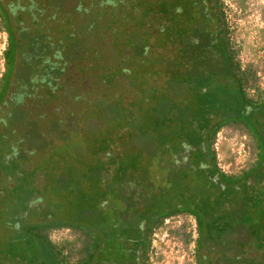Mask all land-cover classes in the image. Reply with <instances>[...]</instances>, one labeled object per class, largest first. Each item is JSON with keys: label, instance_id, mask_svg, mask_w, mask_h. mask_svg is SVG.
I'll return each instance as SVG.
<instances>
[{"label": "rangeland", "instance_id": "374dc122", "mask_svg": "<svg viewBox=\"0 0 264 264\" xmlns=\"http://www.w3.org/2000/svg\"><path fill=\"white\" fill-rule=\"evenodd\" d=\"M222 2L236 57L262 91L264 0ZM18 3L0 90V264H103L99 214L138 216L173 191L178 165L202 171L224 68L172 0ZM7 42L0 22V80ZM246 113L210 144L218 169L242 177L218 217L228 233L205 230L197 243L194 217L173 214L153 231L147 264L264 262V109Z\"/></svg>", "mask_w": 264, "mask_h": 264}, {"label": "trees", "instance_id": "16d2710c", "mask_svg": "<svg viewBox=\"0 0 264 264\" xmlns=\"http://www.w3.org/2000/svg\"><path fill=\"white\" fill-rule=\"evenodd\" d=\"M202 1H205L208 6L207 8L209 10L211 22L210 33L213 34L215 38L214 47L216 52L224 61L225 75L219 91L216 92L218 103L221 104L217 105L220 108L218 109L216 116L214 115L211 119L209 127L204 128V132H207L206 145L210 151V144L213 143L216 133L223 126L232 124V121H234V124L242 123L240 120L246 116L247 108H250V111L253 112H261L264 109V89L260 91L259 87L249 84V81L253 78V74L249 68L242 69L240 62L236 57V50L231 43L230 30L226 23L222 0ZM4 55L7 62H10L12 50H5ZM3 89L4 88H0V90ZM249 90H253L254 94H249ZM210 152L211 157L215 159L214 152L212 150ZM242 171L246 170L243 169L241 172ZM219 174L220 177L218 180L223 184V188H221V186L216 187L218 201H212V198L214 197L211 194L214 185L218 184L212 183L213 180L210 178L211 174L210 172H207V177L204 179L207 184L205 183L204 188L208 191L207 194L201 197V200L203 199L201 203L199 202L200 197L196 196L197 198L195 197L196 199L194 203L186 205L184 204V196L186 195L185 188L181 190L180 186L176 187L174 193L170 188L167 189L166 187L165 189L164 187V191H167V198L164 196V201H162L161 198H155L146 206V209L143 208V212L140 213L142 215L137 217V220L140 221V223H137V226L134 224L136 227L132 226L133 224L129 223L126 219H123V216L126 218V213L120 214L119 210H115L108 214H99L97 219L93 222L94 231L92 234L96 238L95 249L101 255V262L105 258H109V256H111V259H113L112 262L115 264L121 263L123 260L126 261V253L128 250L131 251L133 249L141 252V264L144 261H147V252L153 231L162 225L167 217L184 210L185 212L194 214L197 218V226L200 231L197 243L200 238L203 241V234L201 232L203 231L204 233L205 230L207 233L210 232L209 234L211 235L216 231L223 237L224 234H227L228 232L224 231V228H222L221 231L218 228L220 227L218 226L219 221H221L219 216L224 215L226 211L223 209L227 206L228 202L233 199V193L237 190L232 183L242 177L241 173L227 174L220 172ZM228 189L230 191L229 193H227ZM101 203L102 202L100 201L99 206ZM142 222H144V229H141L140 227ZM103 254H105V256ZM256 264H264V262L257 260Z\"/></svg>", "mask_w": 264, "mask_h": 264}, {"label": "flooded vegetation", "instance_id": "af4514ba", "mask_svg": "<svg viewBox=\"0 0 264 264\" xmlns=\"http://www.w3.org/2000/svg\"><path fill=\"white\" fill-rule=\"evenodd\" d=\"M16 1V5L15 7L12 9V11H10L11 9L8 8V5L5 4L4 0H0V22L1 24L4 26V29L7 33V47L5 48V50L7 49H11L13 52V48L15 46V42L17 40L16 37V32L13 29V26H16L14 24L15 20V13H17L19 11V6L20 3H18V0ZM174 2H176L175 5V9L177 7V13L183 18V25L186 26L188 24V21H192V25L191 27L194 28V33H196V38L198 41V44H200L199 46L203 49V51H206L204 48L206 49H210L209 51H211V53L217 54L216 49L214 47V43H215V38L214 35L210 33L211 30V22H210V16H209V10H208V6L207 3L205 1L202 0H172ZM196 16V18H195ZM209 36H210V40H209ZM208 38V40L210 41V45H208V47L203 46L202 40ZM19 41V39H18ZM18 46V44H17ZM4 50V51H5ZM13 53H12V57H13ZM208 55V54H207ZM206 55V57H207ZM220 56V55H219ZM14 60L10 59V62H12ZM220 61L222 64L221 68H224V61L220 56ZM5 62H6V71L5 74L3 76V78L0 80V88H4L5 86V80L9 79L7 72L8 69L7 67L9 66V61L7 62L6 58H5ZM227 82V81H226ZM207 141V140H206ZM202 158H203V167H202V171H200L197 167L196 169H192L191 167H182L183 165L180 164L178 166H180L178 169H176V174L171 177L172 178V184H173V192L175 193L176 187L180 186V189H184L186 191V195L184 196V204L189 205L195 202V199L197 197H200L199 202L201 203V197H203V195L207 194V191L204 186L205 183L207 184L206 181H204L207 172H210L211 176L210 178L213 180L212 183L214 184H218V185H214L213 190H211V194L214 198H212V201H218V195H216V187L217 186H221V188H223V184H221L218 180V178L220 177V170L218 169L216 163H215V159H213L211 157V150L209 151V148L206 144H204L202 146ZM185 156H188L189 158L191 157L190 155H188L187 153L185 154ZM188 158V159H189ZM175 158H173V161L171 163V165H169L170 167L172 166L173 162ZM193 160L197 161V159H195V157L193 158ZM188 162V161H187ZM185 165V164H184ZM168 166V167H169ZM199 166V165H198ZM175 171H173L172 173H170V175H172ZM165 177L163 176V180H167V182H170V175L164 174ZM180 190V191H181ZM197 196V197H196ZM183 197V198H184ZM196 197V198H195ZM216 197V198H215ZM183 200V199H182ZM192 200V201H191ZM187 211V210H186ZM140 212H143V207L140 206ZM179 213H187L190 214L194 217L195 222H196V227L198 230V233L200 232L197 226V218L195 217L194 214L189 213V212H185L181 211ZM178 214V213H177ZM142 214L139 213L138 216H140ZM130 216H134L133 214H126V219L129 223H132L134 227L137 226V223H140V221L137 220L138 216H134L136 217L135 220H131V218H129ZM122 218V217H121ZM136 224V226L134 225ZM141 229H144V222H142V225L140 226ZM203 234V231L201 232ZM133 247V246H131ZM136 252V255H135ZM129 255V256H128ZM142 254L141 252H139V250H128V252L126 253V261L123 260V262L121 263H116V264H141V258ZM140 258V261H139ZM113 259H111V256H109V258H105L104 260H102L103 264H112ZM144 264H147L146 261L143 262ZM142 263V264H143ZM115 264V263H113Z\"/></svg>", "mask_w": 264, "mask_h": 264}, {"label": "water", "instance_id": "95a60500", "mask_svg": "<svg viewBox=\"0 0 264 264\" xmlns=\"http://www.w3.org/2000/svg\"><path fill=\"white\" fill-rule=\"evenodd\" d=\"M139 261H140V258H139Z\"/></svg>", "mask_w": 264, "mask_h": 264}]
</instances>
